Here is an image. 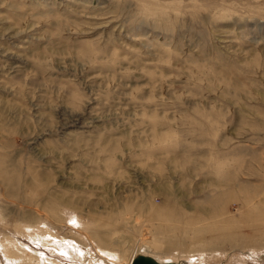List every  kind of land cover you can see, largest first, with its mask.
Wrapping results in <instances>:
<instances>
[{
  "label": "rangeland",
  "instance_id": "1",
  "mask_svg": "<svg viewBox=\"0 0 264 264\" xmlns=\"http://www.w3.org/2000/svg\"><path fill=\"white\" fill-rule=\"evenodd\" d=\"M3 239L264 264V0H0Z\"/></svg>",
  "mask_w": 264,
  "mask_h": 264
},
{
  "label": "bare ground",
  "instance_id": "2",
  "mask_svg": "<svg viewBox=\"0 0 264 264\" xmlns=\"http://www.w3.org/2000/svg\"><path fill=\"white\" fill-rule=\"evenodd\" d=\"M67 243V242H66ZM0 246L1 247H4V248H7L6 247V245H5V239H3V240H0ZM67 246L69 247L70 245H68L67 244ZM68 247L64 250L65 251V253L67 252V253H69V250H68ZM60 248H62L63 249V245L61 244L60 245ZM15 249V251L16 252H12L13 254H11L10 256H13V255H21L20 253H18L19 251H20V249L19 248H14ZM71 249V248H70ZM17 253V254H16ZM66 253V254H67ZM22 256V255H21ZM140 259H143V260H145V261H148L150 264H160V263H157V262H155L153 259H151V258H148V257H144V256H136V254H134L133 255V257L130 259V261H129V263L128 264H130V262L132 261V263L134 262V261H136V260H140ZM44 262H42L43 264H45V261L46 260H43ZM48 264H58L57 262H47Z\"/></svg>",
  "mask_w": 264,
  "mask_h": 264
},
{
  "label": "water",
  "instance_id": "3",
  "mask_svg": "<svg viewBox=\"0 0 264 264\" xmlns=\"http://www.w3.org/2000/svg\"><path fill=\"white\" fill-rule=\"evenodd\" d=\"M130 264H150L148 261H145L143 259L140 260H136L132 263V261L130 262Z\"/></svg>",
  "mask_w": 264,
  "mask_h": 264
}]
</instances>
